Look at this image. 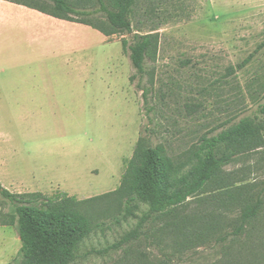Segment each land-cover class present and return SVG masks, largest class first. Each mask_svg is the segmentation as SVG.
<instances>
[{"label": "rangeland", "instance_id": "rangeland-1", "mask_svg": "<svg viewBox=\"0 0 264 264\" xmlns=\"http://www.w3.org/2000/svg\"><path fill=\"white\" fill-rule=\"evenodd\" d=\"M18 1L49 8L43 0ZM78 8L96 10L99 5L84 0ZM30 9L0 0V53L8 52V38L33 33L32 24L26 25L22 20L55 19L38 10L31 13ZM94 14L92 21L101 25L105 21L104 12ZM131 20L137 32L155 33L158 37L155 55L147 60L148 72L141 81L152 88L148 105L137 86L139 78L130 82L129 99L117 89L123 80L126 85L134 72L121 43L123 38L129 40V36L105 35L83 23L80 24L84 29L77 30L83 36V62L93 59V70L84 84L88 93L82 111V179L78 187L69 189L82 195L104 191L77 197L78 200L112 192L119 186L118 175L124 170V159L131 157L139 136H148L152 146L164 145L167 155L182 159L199 137L218 133L229 118L237 121L253 115L264 101V0H141ZM103 38L106 42H102ZM93 84L98 90L100 85H112V95L102 88L103 95L98 94L94 100L89 96ZM51 123L48 120L47 128ZM101 159L106 161L102 162L104 166ZM90 166L98 167L99 172L88 176ZM224 173L228 177L225 182L222 183L221 169L217 180L176 208L175 216L169 218L176 221L168 232L170 235L180 236L184 241L189 234L186 249L180 246L176 249L174 240L166 236L157 241L152 249L155 253L176 251L171 264H222L236 251V255H241L249 244L246 240L214 245V237L222 228L232 227L241 210L239 204L224 207L222 190L247 185L251 189L248 193L252 194L264 186V143L226 165ZM62 189L54 188L44 194L66 192ZM117 205L113 195L95 198L84 205L93 222L102 225L79 244V257L70 264H111L117 259L118 253L110 258L92 251L119 240L136 226L138 219H122L117 214ZM10 208L9 201L0 195V227L7 228H0V264H12L21 247L16 226L5 224ZM146 208L141 206V210ZM178 221L184 228L180 229ZM259 226L264 227V216L254 229Z\"/></svg>", "mask_w": 264, "mask_h": 264}, {"label": "trees", "instance_id": "trees-1", "mask_svg": "<svg viewBox=\"0 0 264 264\" xmlns=\"http://www.w3.org/2000/svg\"><path fill=\"white\" fill-rule=\"evenodd\" d=\"M8 1L55 18L89 25L105 35L127 34L129 40L123 38L121 43L134 69L130 81L139 78L137 86L143 102L148 105L152 88L141 81L148 72L147 60L155 55L158 37L155 33L141 34L133 28L131 18L141 0H85L98 4L96 10L78 8L84 0H43L49 8L30 2ZM97 11L104 12L105 21L101 25L92 21ZM149 81L152 84V76ZM149 110L151 106H148ZM149 120L151 122L150 117ZM263 143L264 101L258 104L253 115L237 121L229 118L218 133L199 137L182 159L167 155L164 145L152 146L148 136H139L131 157L124 159L120 184L112 192L78 200L76 196L59 190L50 196L42 192L11 193L0 184V195L9 201L11 207L5 224L16 226L21 241L12 264L74 262L79 257V244L102 225L93 222L84 205L109 195L118 201L117 214L122 219L134 217L138 221L119 240L92 251L110 258L113 253L115 256L118 253L111 264H171L176 251L159 254L152 249L166 236L174 240L176 249L188 246L189 234L181 241L180 236L168 233L176 225V221L169 220L175 216L176 208L217 180L221 169L222 183L225 182L228 177L225 173L223 175L224 167ZM249 189L242 185L222 190L224 207L239 204L241 210L232 227L222 228V232L214 237V245L241 240L249 243L241 255H236V251L222 264H264V227L254 229L264 216V186L252 194L248 193ZM142 205L147 208L141 210ZM178 223L180 229L184 228L181 221Z\"/></svg>", "mask_w": 264, "mask_h": 264}, {"label": "crops", "instance_id": "crops-1", "mask_svg": "<svg viewBox=\"0 0 264 264\" xmlns=\"http://www.w3.org/2000/svg\"><path fill=\"white\" fill-rule=\"evenodd\" d=\"M22 21L32 24L33 33L8 38V52L0 53V184L11 193L54 188L78 198L103 193L82 195L69 189L82 179V111L88 93L84 84L93 70V59L83 62V36L77 34L84 26L58 18ZM128 80L117 88L127 99ZM102 88L112 95V85L98 90L93 84L89 96L97 100ZM50 119L52 126L47 128ZM98 172V167L87 168L88 176Z\"/></svg>", "mask_w": 264, "mask_h": 264}]
</instances>
